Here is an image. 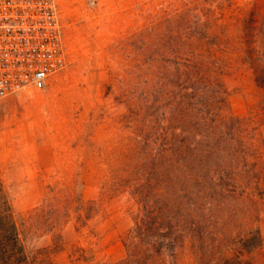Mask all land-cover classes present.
<instances>
[{
	"label": "rangeland",
	"instance_id": "1",
	"mask_svg": "<svg viewBox=\"0 0 264 264\" xmlns=\"http://www.w3.org/2000/svg\"><path fill=\"white\" fill-rule=\"evenodd\" d=\"M55 2L66 68L43 89L27 87L0 106L3 191L33 256L120 264L140 213L132 193L135 166L146 158L141 105L153 107L154 143H165L161 129L180 126L173 114L185 61L214 71L221 117L246 125L264 167V0ZM219 201L220 211L202 222L199 244L179 250L177 264L238 253L228 239L251 225L262 245L242 262L264 264V207L255 214L251 199Z\"/></svg>",
	"mask_w": 264,
	"mask_h": 264
},
{
	"label": "trees",
	"instance_id": "2",
	"mask_svg": "<svg viewBox=\"0 0 264 264\" xmlns=\"http://www.w3.org/2000/svg\"><path fill=\"white\" fill-rule=\"evenodd\" d=\"M211 57L216 58L215 54ZM185 62L183 67H177L185 87L176 99L178 108L174 105L173 114L180 126L172 127L171 132L161 129L159 137L165 143H154L150 123L153 107L147 101L141 105L140 120L147 133L143 145L146 158L135 166L132 193L140 213L123 241L127 255L120 264H177L179 250L199 244L202 222L220 211V199H251L259 205L255 206V214L264 207V187L260 185L264 183L263 162L258 161L256 144L248 143V128L241 120L221 117L211 67L205 62ZM259 79L264 85V72ZM253 153L255 160L250 157ZM139 170L140 179L136 180ZM228 240L233 242L230 249L238 253L220 252L222 255L214 257L210 264H243L242 256L262 245L259 229L252 225ZM0 264H50L26 250L1 177Z\"/></svg>",
	"mask_w": 264,
	"mask_h": 264
},
{
	"label": "built area",
	"instance_id": "3",
	"mask_svg": "<svg viewBox=\"0 0 264 264\" xmlns=\"http://www.w3.org/2000/svg\"><path fill=\"white\" fill-rule=\"evenodd\" d=\"M66 68L55 0H0V106Z\"/></svg>",
	"mask_w": 264,
	"mask_h": 264
}]
</instances>
